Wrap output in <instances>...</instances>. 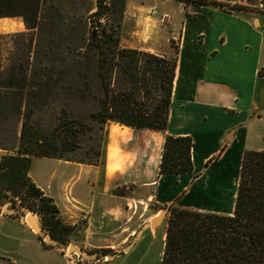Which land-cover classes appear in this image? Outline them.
I'll list each match as a JSON object with an SVG mask.
<instances>
[{"label":"crops","instance_id":"crops-1","mask_svg":"<svg viewBox=\"0 0 264 264\" xmlns=\"http://www.w3.org/2000/svg\"><path fill=\"white\" fill-rule=\"evenodd\" d=\"M162 1H176L178 11L153 17L158 15L156 9L147 11L127 0L119 38L122 49L177 59L167 130L107 123L96 164L32 160L29 177L55 200L64 223L86 222L85 241L92 247L122 246L136 234L132 227V233L116 244L98 242L101 237L111 241L119 236L130 197L151 202L155 210L178 206L232 215L244 153L264 151L258 145L264 136L263 1L218 0L245 8L231 13ZM2 25L0 35L11 32ZM167 136L193 139L192 173L160 174ZM3 151L0 160L7 154ZM123 187L125 193L120 195L116 190ZM157 217L149 215L144 232L154 230L151 225ZM163 223L164 243L167 222L156 229ZM65 259L44 247L18 214H6L0 207V264H66Z\"/></svg>","mask_w":264,"mask_h":264},{"label":"trees","instance_id":"trees-1","mask_svg":"<svg viewBox=\"0 0 264 264\" xmlns=\"http://www.w3.org/2000/svg\"><path fill=\"white\" fill-rule=\"evenodd\" d=\"M177 1L186 7L210 6L230 13L245 9L238 4L218 0ZM126 4L127 0H96V11L91 17L97 23L101 18L111 16L112 26L110 30L103 29L100 33L87 35L88 22L84 24L80 48L84 52L76 50L73 55L76 63L85 64L78 71L77 83L68 84L67 90L77 93L81 99L97 100L99 107L91 111L87 118L98 124L118 123L165 132L169 124L177 59L160 58L120 47L119 34ZM50 11L46 0H0V19L21 17L29 33H32L24 58L18 61L12 59L5 70L0 60V120L10 116L17 118L12 133L14 140H19V148L12 150L16 154L5 155L0 160V198L3 202L5 193H11L21 199V206L26 210L41 214L46 221L51 215V221L55 220L57 226L69 235L72 228L62 224L60 210L53 199L46 196L29 177L34 157L64 159V153L78 149L76 137L89 128L85 119L69 117L65 108L59 117L60 122L51 132L37 129L33 123L38 111L37 103L43 102L58 89V80L62 75L54 67L35 64L41 45L39 39L41 41V35L53 26ZM141 55L144 60L139 57ZM141 61H145L144 66ZM117 71L122 84L115 87ZM94 81L101 87V97L93 90ZM193 146V139L189 136H167L160 174L192 173ZM92 151L98 159L83 163L99 162L102 146ZM28 198L39 200L40 204L30 205ZM43 222L47 231L49 221L47 223L44 219ZM166 222L161 264H264V151H245L232 215L171 206ZM57 232L62 231L58 229ZM50 234L62 245L65 244L61 236L52 231Z\"/></svg>","mask_w":264,"mask_h":264},{"label":"rangeland","instance_id":"rangeland-1","mask_svg":"<svg viewBox=\"0 0 264 264\" xmlns=\"http://www.w3.org/2000/svg\"><path fill=\"white\" fill-rule=\"evenodd\" d=\"M46 1L51 9L49 17L53 22V26L48 28L46 32L41 35V41L39 39L41 45L36 53L35 64L40 65L43 63L46 67H54L57 71L62 72V75L61 79L58 80L60 83L58 89L51 92V95H49V97H47V99L43 102L37 103L38 111L35 114L33 123L37 126V129L40 128L46 132H51V130L60 122L59 117L63 108L68 109L69 117L78 120L85 119L84 121L87 122L89 128L85 130L84 134H79V136L76 137L79 142L78 149L74 152L64 153V156L66 157L60 160L68 159L86 162L96 161V159H98L97 155L92 150H98V147L100 148L103 146L105 125L98 124V122L90 120L87 117L91 111L99 107V103L94 99H81L77 93H69L67 85L70 83H77L78 71L81 70V67L83 68V65L85 64L83 63V65H81L82 63H76L75 55H73V52L76 50L80 53L84 52V49H80L83 43L82 35L85 30L84 24L88 22L86 30L87 35H90L93 32L100 33L103 29H111L112 17H103L100 22L96 23V19L91 17V14L96 11V0ZM131 2H138L139 4L144 5L147 11L150 10L153 12V10L156 9L158 11V15H153V17H160L165 11H178V3L176 1L163 2L162 0H131ZM253 3H255V0H253ZM3 23H5V26L2 25ZM0 25H2L1 29H11L10 33H3L0 35V60L2 61V69L5 70L11 65L12 59L15 58V60L18 61L26 56L28 40L32 37V33H29L27 26L21 17L1 18ZM19 26L23 29V31H18L20 28ZM33 55H35V53H33ZM139 57L142 60L145 58L142 55ZM141 65L144 66L145 61H141ZM114 84L115 87L122 84L119 71L116 72ZM93 85V90H95L98 97H101L103 92L99 83L94 81ZM154 95L157 97V93L154 92ZM16 125L17 118L15 119L13 116L0 120V150L3 149L5 153H7L6 155L16 154V152L12 150L19 148V140L15 141L12 133ZM258 142H260L258 145L264 148V136L259 138ZM131 189L132 188L128 187L129 191H131ZM125 190L126 187H123L117 189L116 191L122 195V193H125ZM53 201L55 202L54 199ZM125 202V208L128 214L125 217L122 227L118 231L119 236L112 238L111 241H104L101 237V241L98 242L102 245L112 243L116 244L119 240L132 233V227H134L136 234L131 239L127 240L122 246L117 245L116 247L97 248L86 244L85 221H80L77 225H69L64 223L60 216L62 224L72 228L71 233L68 235L65 230L57 226L55 220L51 221V215L47 216L49 221L48 223V221H46V217L26 210V208L22 207L21 199L14 197L11 193H5L3 200L4 207L21 210L25 216L34 214L40 221L42 227L44 226L43 221L45 219V222H47L49 226L46 232L50 236L51 231L52 233L61 236L65 241V244L49 245L44 243L41 239L39 240L47 249H53V252L56 254L65 255L66 264H161V252L164 247L163 231L165 225L163 223L159 229H148L145 232L144 229H142V226L146 223L149 215L155 213L159 216L160 213L168 206L155 210L153 209L151 202H139L132 197L127 199ZM28 203L30 205H35L40 204V201L28 198ZM37 209H39V206H37ZM168 215L169 212L164 217V222L167 221ZM58 229L62 231L59 234L57 232ZM140 229L142 230L140 231ZM140 233L143 235L141 239H138L140 238ZM71 245H77L85 253H89L91 255L98 254L99 257L95 260L85 258L84 256L75 258L73 252L70 250Z\"/></svg>","mask_w":264,"mask_h":264},{"label":"water","instance_id":"water-1","mask_svg":"<svg viewBox=\"0 0 264 264\" xmlns=\"http://www.w3.org/2000/svg\"><path fill=\"white\" fill-rule=\"evenodd\" d=\"M0 207L6 212V214H18L23 220H25L30 226L36 231L38 236L43 239L44 243L49 245H61V243L55 239H53L41 226V224L38 222L34 214H31L29 216H25L23 214V211L21 210H15L10 207H4V204L0 198ZM169 212V207H167L165 210H163L160 215L152 222V228H157L160 223L163 221L166 214ZM142 234V233H140ZM139 234V235H140ZM138 235V237H139ZM70 250L73 252V255L75 258H80L84 256L85 258H90L92 260H95L99 257L98 254L91 255L89 253H85L80 247L77 245H71ZM109 258V257H108Z\"/></svg>","mask_w":264,"mask_h":264},{"label":"built area","instance_id":"built-area-1","mask_svg":"<svg viewBox=\"0 0 264 264\" xmlns=\"http://www.w3.org/2000/svg\"><path fill=\"white\" fill-rule=\"evenodd\" d=\"M261 1H263L264 3V0H261ZM229 4H232V3H229ZM232 5H235V4H232ZM261 8L264 9V4L261 6ZM154 13H156V11Z\"/></svg>","mask_w":264,"mask_h":264}]
</instances>
